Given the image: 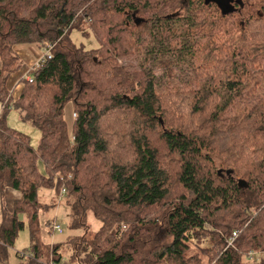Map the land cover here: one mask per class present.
Wrapping results in <instances>:
<instances>
[{
  "label": "trees",
  "instance_id": "16d2710c",
  "mask_svg": "<svg viewBox=\"0 0 264 264\" xmlns=\"http://www.w3.org/2000/svg\"><path fill=\"white\" fill-rule=\"evenodd\" d=\"M235 2L0 0V192L23 196L3 213L0 264L22 216L19 264H264V0L248 14ZM73 30L99 47L76 45ZM19 45L42 53L33 83L13 77ZM181 65L193 85L162 87L156 70L175 79ZM11 76L25 83L16 99ZM11 108L40 130L37 150L8 127ZM43 187L64 196L81 236L41 242L39 215L57 206L40 204Z\"/></svg>",
  "mask_w": 264,
  "mask_h": 264
},
{
  "label": "rangeland",
  "instance_id": "374dc122",
  "mask_svg": "<svg viewBox=\"0 0 264 264\" xmlns=\"http://www.w3.org/2000/svg\"><path fill=\"white\" fill-rule=\"evenodd\" d=\"M214 2H220L221 5L225 4L227 6H230L231 8H237L238 5H241L239 2H235L236 0H213ZM263 0H243L245 4V8L243 10L244 13H249L250 11L257 10L258 6L262 3ZM220 5V6H221ZM252 9V10H251ZM71 39L72 41L78 45V46H84L87 50H92L96 49L99 47V43L96 40V38L90 34L89 36H84L81 31L78 30H73L71 32ZM180 36L177 34V38L179 39ZM197 37V34H195V39ZM119 62L123 65L133 64V62H127L124 60H119ZM181 64V63H180ZM136 67V61L134 63ZM27 72V71H26ZM26 72L24 75H26ZM157 77H159L162 87L168 90H174L177 87H186L187 84H191L190 86L193 85V81L195 80V75L192 73V69L189 68L186 65H181L180 67L178 66L175 69V79L172 76H167V73L164 70H156ZM28 78V75H26ZM12 76L10 77V79ZM20 77H18V80L14 79L12 82L14 83L13 85V90L16 91V88L19 86V95L21 91L25 87V83L21 80H19ZM21 79V78H20ZM16 80V81H15ZM18 81H20V84H18ZM18 84V85H17ZM16 94V93H15ZM17 95V94H16ZM16 99V98H15ZM2 112V106L0 103V116ZM74 106L72 103H68L65 108H64V120L67 124V128L69 130V133L72 132V126L74 123ZM127 117L130 119V116L127 115ZM161 119L163 116H160ZM7 125L9 128L24 134L30 138L31 145L32 147L37 150L39 143H40V138H41V132L39 129L34 127L31 123L29 122H24L21 118L19 113L15 109H9L7 112ZM216 162L218 169H222L221 167V162L225 161L229 157L227 155H221L217 156ZM37 166L38 170L43 176H47L48 173L45 169V166L43 162L39 159L37 161ZM225 175V174H224ZM55 193L54 190L51 188H41L39 190V202L40 204H45V205H51L52 202L56 201L57 206L54 209H51L48 212H41L40 213V238L41 242L50 247L53 245L61 244L69 240L71 237H77L81 236V231H76V230H71L70 229V212L69 208L66 205L65 198L64 196H61L59 200H56L55 198ZM22 193L19 190H15L12 188H8L5 190L4 194L0 192V226L2 224V219H3V213L5 209L9 211L10 213L13 212L15 203L17 201L22 200ZM22 220L25 223L24 230L20 232L18 238L14 242V244L9 247L8 249V262L9 264H19L20 260L18 258L17 253H22L24 251H27L28 248L30 247V231L28 227V220L27 216H22ZM47 221L53 222L54 225H58L62 228L63 233H53L50 234V230L48 226H46ZM89 224L92 227L93 231H97L101 223L97 221L92 215L89 216ZM231 241V240H230ZM228 242V247H232L233 243ZM230 243V244H229ZM204 247H209L208 244H205ZM262 258H264V254L260 255ZM260 256H256L255 260L260 259ZM249 261V260H246ZM250 262V261H249Z\"/></svg>",
  "mask_w": 264,
  "mask_h": 264
},
{
  "label": "crops",
  "instance_id": "0c3cea01",
  "mask_svg": "<svg viewBox=\"0 0 264 264\" xmlns=\"http://www.w3.org/2000/svg\"><path fill=\"white\" fill-rule=\"evenodd\" d=\"M16 52L18 53V55L22 58L24 64L23 70H21V72H19L18 74H16L13 77H17L20 74H24L26 71H28L32 66H34L37 61L40 59L41 57V51L33 45H19L15 48ZM13 77L9 80V87L12 86L11 88L13 89V85L14 83L12 82ZM18 85V84H17ZM19 86L16 88V91H14L13 95H15V98H17L19 96ZM17 95H16V94Z\"/></svg>",
  "mask_w": 264,
  "mask_h": 264
},
{
  "label": "built area",
  "instance_id": "2783aa9c",
  "mask_svg": "<svg viewBox=\"0 0 264 264\" xmlns=\"http://www.w3.org/2000/svg\"><path fill=\"white\" fill-rule=\"evenodd\" d=\"M46 58L47 59H50L51 58V54L49 52H47L46 55H44V57L42 58V61H44ZM26 79H27L28 83H33V79L31 77L28 76V78H26ZM74 117H75V114H74ZM53 228H54V232H57V233H60V234L63 233V230H62V228L60 226L54 225ZM236 237H237V233H234L233 234V238L231 239L230 242L233 243L234 242V239ZM50 264H53V263H50Z\"/></svg>",
  "mask_w": 264,
  "mask_h": 264
},
{
  "label": "water",
  "instance_id": "95a60500",
  "mask_svg": "<svg viewBox=\"0 0 264 264\" xmlns=\"http://www.w3.org/2000/svg\"><path fill=\"white\" fill-rule=\"evenodd\" d=\"M138 22V21H137Z\"/></svg>",
  "mask_w": 264,
  "mask_h": 264
}]
</instances>
